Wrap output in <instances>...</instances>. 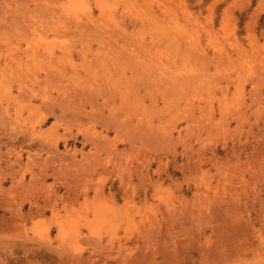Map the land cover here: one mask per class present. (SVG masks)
Returning a JSON list of instances; mask_svg holds the SVG:
<instances>
[{
	"label": "rangeland",
	"instance_id": "obj_1",
	"mask_svg": "<svg viewBox=\"0 0 264 264\" xmlns=\"http://www.w3.org/2000/svg\"><path fill=\"white\" fill-rule=\"evenodd\" d=\"M0 264H264V0H0Z\"/></svg>",
	"mask_w": 264,
	"mask_h": 264
},
{
	"label": "bare ground",
	"instance_id": "obj_2",
	"mask_svg": "<svg viewBox=\"0 0 264 264\" xmlns=\"http://www.w3.org/2000/svg\"><path fill=\"white\" fill-rule=\"evenodd\" d=\"M21 89V88H20ZM33 93V91H31L30 92V94H32ZM35 94V93H34ZM36 95V94H35ZM10 96H11V94H10ZM31 103V102H30ZM48 111V110H47ZM15 124V123H14ZM26 132H27V136L29 137V140H30V138H32V139H34V136L35 135H37V131H36V129L34 128V126H31L29 129H27V130H25ZM24 131V132H25ZM22 132H23V130H22ZM24 135H25V133H24ZM44 140V139H43ZM21 141V140H20ZM31 141H33V140H30V142ZM50 143V142H49ZM106 143V142H105ZM27 152V151H26ZM17 154V153H16ZM20 156V155H19ZM32 158V157H31ZM30 158V159H31ZM87 159V158H86ZM32 160V159H31ZM16 162V161H15ZM31 163V162H30ZM37 161L35 160V162L33 163V165H31V164H29L30 166H28L29 167V171H28V174H29V176H30V179L33 181V182H35V181H37L38 183H40L41 181H43L45 178H47V177H49V173H48V171H49V166H47L46 165V163H47V160H44V162L42 163V164H40V167L39 166H37ZM101 163V162H100ZM21 165V164H20ZM19 165V166H20ZM27 166V165H26ZM25 166V167H26ZM35 167H37V170H38V167L40 168V170L37 172V173H35L34 171V168ZM99 167V166H98ZM22 168H24V167H22ZM27 168V167H26ZM25 169V168H24ZM23 169V170H24ZM24 172V171H23ZM34 172V173H33ZM27 172H26V170H25V174H26ZM22 175V174H21ZM23 176L24 175H22L21 177L23 178ZM53 176V175H52ZM37 177L39 178H41V179H37ZM54 177H57V176H54ZM22 180V179H21ZM44 183V182H43ZM37 184V183H36ZM22 185V184H21ZM32 187V186H31ZM40 187H42V185L40 186ZM36 188V187H35ZM34 197V196H33ZM36 207V206H35ZM47 207H49L50 208V205H49V203H48V205H47ZM46 209V208H45ZM31 215V214H30Z\"/></svg>",
	"mask_w": 264,
	"mask_h": 264
},
{
	"label": "crops",
	"instance_id": "obj_3",
	"mask_svg": "<svg viewBox=\"0 0 264 264\" xmlns=\"http://www.w3.org/2000/svg\"><path fill=\"white\" fill-rule=\"evenodd\" d=\"M52 175H54V171H51V169H49V176H52ZM51 183L53 184L54 183V179L52 178L51 179ZM70 181L69 180H67L66 181V183H69ZM66 183H64V187L65 188H63V190H64V192H63V195H64V198H62L64 201H72V200H70L71 199V195L72 194H74L75 193V191H71L70 192V190H68L67 188H69V189H71L72 187H75L73 184L71 185L70 183H69V185H66ZM57 185V184H56ZM53 186H55V185H53ZM68 190V191H67ZM75 197V196H74ZM54 197H52V198H50L49 200L52 202V200H54L53 199ZM70 198V199H69Z\"/></svg>",
	"mask_w": 264,
	"mask_h": 264
}]
</instances>
